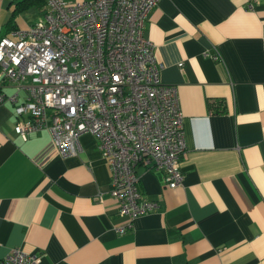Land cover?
Listing matches in <instances>:
<instances>
[{
    "label": "crops",
    "instance_id": "0c3cea01",
    "mask_svg": "<svg viewBox=\"0 0 264 264\" xmlns=\"http://www.w3.org/2000/svg\"><path fill=\"white\" fill-rule=\"evenodd\" d=\"M16 1L0 0V36ZM25 9L14 27L31 23L18 19ZM142 36L161 63L159 81L174 88L180 184L135 165L139 192L156 206L117 233L126 217L95 137L82 132L77 151L59 155L46 129L15 134L4 100L0 258L18 247L40 264H264V0H157ZM0 91L24 95L4 79Z\"/></svg>",
    "mask_w": 264,
    "mask_h": 264
},
{
    "label": "built area",
    "instance_id": "2783aa9c",
    "mask_svg": "<svg viewBox=\"0 0 264 264\" xmlns=\"http://www.w3.org/2000/svg\"><path fill=\"white\" fill-rule=\"evenodd\" d=\"M156 1L45 0L39 20L0 36V79L24 89L19 101L16 91L0 92V101L12 103L13 132L23 139L46 129L62 156L76 151L79 133H92L117 214L126 217L112 226L117 233L156 206L139 192L135 165L160 171L168 187L181 181L184 141L174 88L159 81L161 63L142 36ZM0 264H40L39 255L11 247Z\"/></svg>",
    "mask_w": 264,
    "mask_h": 264
},
{
    "label": "trees",
    "instance_id": "16d2710c",
    "mask_svg": "<svg viewBox=\"0 0 264 264\" xmlns=\"http://www.w3.org/2000/svg\"><path fill=\"white\" fill-rule=\"evenodd\" d=\"M44 5H45V0H18V1H16L15 5L13 6V8L11 10L9 17L7 18L5 25L7 27L9 26L11 28L14 27V23H13L14 14H16L18 11H20V10H22L28 6H36L37 8L42 10L44 8Z\"/></svg>",
    "mask_w": 264,
    "mask_h": 264
},
{
    "label": "rangeland",
    "instance_id": "374dc122",
    "mask_svg": "<svg viewBox=\"0 0 264 264\" xmlns=\"http://www.w3.org/2000/svg\"><path fill=\"white\" fill-rule=\"evenodd\" d=\"M36 7H33V6H29V7H27V9H25V11L24 12H22V14L20 15V16H18V19L21 21V24L23 25V24H25V23H27L29 20H32L31 22H33V21H37V20H39L40 19V15L37 13V11H36ZM18 20V21H19ZM8 31V30H7ZM6 31V32H7ZM5 32V33H6ZM4 33V34H5ZM3 34V35H4ZM4 100H1L0 102H3ZM83 132H88V131H83ZM82 133V132H81ZM90 133V132H89ZM80 134V133H79ZM78 134V135H79ZM90 134H92V133H90ZM93 135V134H92ZM94 136V135H93ZM78 137V136H77ZM76 144H77V142H76ZM78 148V147H77ZM77 148H76V151H77ZM75 151V152H76ZM74 152V153H75ZM71 154V153H70ZM68 155V154H67ZM115 201V200H114ZM116 203V202H115Z\"/></svg>",
    "mask_w": 264,
    "mask_h": 264
}]
</instances>
